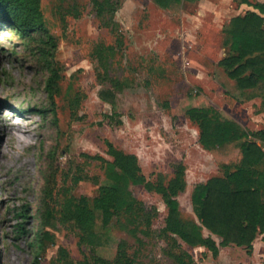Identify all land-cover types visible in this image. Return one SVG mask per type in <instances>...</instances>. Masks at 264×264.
<instances>
[{
	"label": "rangeland",
	"instance_id": "obj_1",
	"mask_svg": "<svg viewBox=\"0 0 264 264\" xmlns=\"http://www.w3.org/2000/svg\"><path fill=\"white\" fill-rule=\"evenodd\" d=\"M107 1L112 8L99 16L95 0H36L37 28L57 42L50 61L40 54L43 33L0 18V264H250L246 248L223 246L220 237L214 258L168 234L163 197L114 180L107 145L135 155L150 182L183 176L180 209L198 221L194 188L239 169L242 153L240 143L206 150L188 111L208 107L249 135L264 130V83L241 89L219 64L229 54L230 21L245 11L238 0L170 9L155 0ZM103 90L114 100L101 99ZM9 118L19 138L5 132ZM108 186L134 208L107 225L96 213L84 234L71 213L81 197L93 208ZM19 223L25 233L17 238Z\"/></svg>",
	"mask_w": 264,
	"mask_h": 264
},
{
	"label": "trees",
	"instance_id": "obj_2",
	"mask_svg": "<svg viewBox=\"0 0 264 264\" xmlns=\"http://www.w3.org/2000/svg\"><path fill=\"white\" fill-rule=\"evenodd\" d=\"M185 1L192 0H155L165 9L179 6ZM238 1L239 4H248L258 12L249 11L244 16L231 19L228 30L229 54L219 64L239 88L255 89L264 83V2ZM95 2L99 16H104L106 7L112 8L107 0ZM114 12L113 10L112 16ZM1 16L6 21L11 20V24L25 34L42 29L37 28L42 23V12L36 0H0V18ZM41 42V57L54 60L57 49L55 37L45 31ZM55 86L56 82L51 77L47 84L51 99L54 98ZM120 87L119 83L115 85L116 90H120ZM100 97L104 101H113L115 94L113 91L103 90ZM188 116L199 125V141L206 150L212 151L227 144L240 143L242 153L239 169L227 172L224 177H213L194 188L192 204L198 221L185 219L182 215L177 196L185 190L183 176L177 175L167 185L163 175H159L156 183L150 182L142 173L138 158L116 149L110 142L107 144L108 153L114 162L109 172L114 180L119 178V182L122 180L126 184H142L149 192L161 195L168 207L166 232L188 246L205 248L217 258L220 247L213 238L217 236L222 239L223 246L244 247L251 254L255 240L264 234V169L258 170L264 163V130L249 135L237 123L222 119L218 111L208 107L191 108ZM120 194L117 186L101 187V194L94 200L93 208L86 197H81L71 213V219L84 234H91L97 220L96 213L102 215L103 222L107 225L124 209L126 214L133 210L131 204L120 199ZM14 216L20 218L21 215L16 213ZM18 227L17 238L25 233L23 223H19ZM205 231L209 233L208 236ZM176 260L178 264H193L181 258Z\"/></svg>",
	"mask_w": 264,
	"mask_h": 264
},
{
	"label": "crops",
	"instance_id": "obj_3",
	"mask_svg": "<svg viewBox=\"0 0 264 264\" xmlns=\"http://www.w3.org/2000/svg\"><path fill=\"white\" fill-rule=\"evenodd\" d=\"M254 1L255 2H261L258 0H254ZM237 8L240 9L241 11H245V14L249 11L258 12L253 7L249 6L248 4H238ZM245 14H243V15L241 14V15H237V16H244ZM253 247H254V249H253V252L251 254H249L248 251L246 250L247 251L246 258H248L250 260V264H252V263L253 264H264V234L258 236V238L254 242Z\"/></svg>",
	"mask_w": 264,
	"mask_h": 264
},
{
	"label": "bare ground",
	"instance_id": "obj_4",
	"mask_svg": "<svg viewBox=\"0 0 264 264\" xmlns=\"http://www.w3.org/2000/svg\"><path fill=\"white\" fill-rule=\"evenodd\" d=\"M5 132L7 133L8 136L18 137V138L20 137V133L18 132L17 127H15V123L12 120V118H9L8 125L5 128ZM2 155H5V154L2 153Z\"/></svg>",
	"mask_w": 264,
	"mask_h": 264
}]
</instances>
